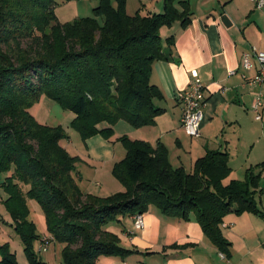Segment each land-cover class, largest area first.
I'll return each mask as SVG.
<instances>
[{
    "label": "trees",
    "instance_id": "1",
    "mask_svg": "<svg viewBox=\"0 0 264 264\" xmlns=\"http://www.w3.org/2000/svg\"><path fill=\"white\" fill-rule=\"evenodd\" d=\"M173 1L165 0L162 13L130 16L127 0H100L93 18L62 24L54 0H0V180L6 175L0 186L30 264L44 263L34 250L42 237L29 219L28 199L42 206L53 241L64 245V264L129 254L104 226L144 215L151 205L168 217L194 218L222 251L229 246L221 231L225 216L249 212L264 219L256 200L261 171L251 168L245 181L224 184L231 173L227 152L209 151L187 173L171 166L163 144L127 136L120 138L127 154L112 170L126 192L87 194L74 175L78 157L60 144L64 130L40 124L30 112L47 96L75 114L72 124L84 142L110 139L120 121L153 125L164 112L155 104L163 94L151 83L153 66L171 61L174 46L170 37L165 50L160 29L177 20L186 27L192 17L188 2L179 9ZM0 264H18L7 244L0 245Z\"/></svg>",
    "mask_w": 264,
    "mask_h": 264
},
{
    "label": "crops",
    "instance_id": "2",
    "mask_svg": "<svg viewBox=\"0 0 264 264\" xmlns=\"http://www.w3.org/2000/svg\"><path fill=\"white\" fill-rule=\"evenodd\" d=\"M138 1L142 6L138 10L144 8L148 13L164 10L165 0L164 3L162 0ZM181 1L189 3L191 22L180 28L171 51L172 60L155 62L151 75V83L163 94L155 104L164 112L155 118L153 125L134 128L120 121L110 139L96 135L86 140L89 160L100 166H90L86 160L82 162L94 170L93 183L114 185L110 174L113 176L114 165L127 154L120 141L123 136L152 146L163 144L171 166L184 168L187 173H191L195 163L209 151L227 152L231 173L224 184L232 180L245 181L251 168L257 173L261 171L256 200L264 211V174L259 167L264 162L258 158L257 144L261 139L256 134L259 123L264 122V85L250 84L258 73L257 63L251 70L242 66L243 54L249 52L250 45L255 46L248 40L245 26L255 5L251 0ZM217 1L218 5L214 4ZM179 2L173 1V4L181 9ZM128 7L129 0L127 10ZM259 16H253L256 20L252 21L257 27ZM163 45L168 52V45ZM193 72L198 74L204 86L206 102L198 138H190L183 131V110L179 101L180 94L194 81ZM260 95L263 96V107L259 111L262 117L259 121L253 106ZM77 176L81 188L83 176L80 172ZM82 191L91 194L87 192L88 188ZM1 215L0 223L3 221ZM144 223L141 231L134 229L132 216L110 225L107 231L119 237L120 246L129 254L102 256L97 264H264V219L255 214L245 212L225 216L221 225L222 234L229 243L225 251L213 244L194 218L185 221L168 217L158 208L150 207L144 214ZM44 239L51 240L48 249L39 254L40 260L44 264H64V245L53 241L52 237L43 236L41 242L34 243V249L39 243L37 250L40 252Z\"/></svg>",
    "mask_w": 264,
    "mask_h": 264
},
{
    "label": "rangeland",
    "instance_id": "3",
    "mask_svg": "<svg viewBox=\"0 0 264 264\" xmlns=\"http://www.w3.org/2000/svg\"><path fill=\"white\" fill-rule=\"evenodd\" d=\"M54 1L56 3L55 5L56 17L58 21L62 24L73 23L74 21L81 18H93L94 8H96L100 2V0H71V1L54 0ZM174 1L177 4L181 0H174ZM194 1L195 0H192V3H194ZM112 2L115 4L116 0H112ZM162 2L164 3V0H162ZM214 4L218 5V1L214 2ZM138 8H142L138 0H129V7L128 10L126 8V12L130 16L135 15L137 12H139L141 15H146L148 13L146 9L144 11V8L143 10H138ZM253 10L254 11L251 12L249 18L246 19L247 20V23L245 25L246 34H248L249 36L248 38H250L248 40L253 45L260 48L261 51L264 52V8L258 9L256 7H253ZM154 13H158V12L154 11ZM255 15H260L258 17L259 27H257L255 24L252 23V21L254 22L256 20L253 19L254 18L253 16ZM99 21L103 23L102 18L99 19ZM180 28H183L180 20L174 21L170 26L167 25L162 27L160 29V36L163 40V43L167 44V40L170 37H174V41H175V39L179 36ZM251 47L252 46L250 45V49L248 50L249 52L251 50ZM30 112L40 124L47 125L50 127H61L64 130L66 134V138L63 139L60 142V144L67 150V152L71 157H78L79 159V161L75 165L76 171L74 175L75 178L77 179V182L79 183L77 175H79V172L82 174L83 178L80 181L82 182L83 185V187H81L82 190H87L88 188L87 192H90L91 195L100 198H108L115 194L126 192V187L121 182H119V180L113 178L111 174L110 177L113 179L114 185L108 184L107 182H105L103 185H96L95 183H93V177H95V175H94V170L91 169L90 166L99 167L100 165L92 162V160H89L88 155L86 154V145L82 140L80 133L73 127L72 123L76 116L72 111L63 108L57 102L53 101L52 99L48 98L45 95H42L40 97V100L31 107ZM123 123L127 125L125 122ZM263 123L264 122L259 123L260 128L258 129V131H256L257 137L260 136L261 139V142L257 144V148L260 150L259 153L260 155L258 157L259 160H261L260 162H264V128H263V132L262 130L260 131L262 127L261 124ZM105 126H107L106 123L100 125V127H105ZM83 160H86L87 163L90 164V166L85 165L82 162ZM263 174H264V168L262 169V175ZM5 177L6 175H4L1 178L0 182L3 181ZM22 190L24 191V193H26L28 191V187L23 185ZM6 198H7V194L5 193V190L2 188V186H0V216H2L1 213L3 214V219H1L3 221H1L0 223V245L7 244L9 246L10 250L16 254V259L18 264H30L24 252V246L20 241V238L17 236V234L14 232V229L11 226L13 222L4 204ZM28 207H29V219L36 224L38 235H40L41 237L48 236L51 238V234L48 230L46 216L42 206L36 200L28 199ZM150 207L155 208L156 206L151 205ZM113 223L116 224L118 222L112 221L110 222V224L104 226V229L107 230V228L110 225H113ZM11 232L13 233V235ZM38 246L39 243L38 244L36 243V248H35L36 250L35 249L34 250L39 256V254L42 253L43 251L38 252L37 250Z\"/></svg>",
    "mask_w": 264,
    "mask_h": 264
},
{
    "label": "built area",
    "instance_id": "4",
    "mask_svg": "<svg viewBox=\"0 0 264 264\" xmlns=\"http://www.w3.org/2000/svg\"><path fill=\"white\" fill-rule=\"evenodd\" d=\"M256 8H264V0H251ZM254 63H257L258 73L254 79L251 80L252 86L264 85V52L257 47H252L250 52L243 54L242 66L245 70H251L254 67ZM231 74H234L232 72ZM194 81L191 82L189 87L180 94L179 101L182 104L183 116H182V128L185 134L190 138H198L201 135V123L203 121V108L205 107V90L201 80L196 72H193ZM263 107V96L260 95L253 109L259 115L257 120H261L262 117L259 113ZM134 229L141 231L145 227L144 215L137 214L133 216ZM51 239H44L39 251H46L50 245Z\"/></svg>",
    "mask_w": 264,
    "mask_h": 264
}]
</instances>
